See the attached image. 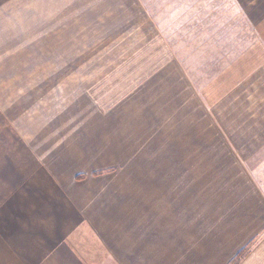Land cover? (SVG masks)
<instances>
[{"label":"crops","instance_id":"0c3cea01","mask_svg":"<svg viewBox=\"0 0 264 264\" xmlns=\"http://www.w3.org/2000/svg\"><path fill=\"white\" fill-rule=\"evenodd\" d=\"M223 75L142 0H0V264H264V59Z\"/></svg>","mask_w":264,"mask_h":264},{"label":"rangeland","instance_id":"374dc122","mask_svg":"<svg viewBox=\"0 0 264 264\" xmlns=\"http://www.w3.org/2000/svg\"><path fill=\"white\" fill-rule=\"evenodd\" d=\"M142 1L167 47L198 88L224 74L226 79L212 92L220 93L219 98L232 89L234 81L240 85L248 78L249 64L258 65L264 59L258 31L264 0ZM121 64L118 60L97 61L96 67L115 69ZM245 96L241 100H247L248 93ZM249 163L264 191V148ZM256 242H264V233Z\"/></svg>","mask_w":264,"mask_h":264}]
</instances>
